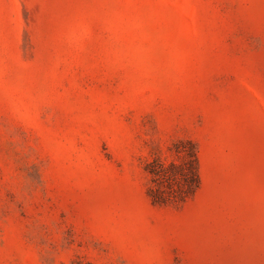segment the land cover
<instances>
[{"label":"rangeland","instance_id":"rangeland-1","mask_svg":"<svg viewBox=\"0 0 264 264\" xmlns=\"http://www.w3.org/2000/svg\"><path fill=\"white\" fill-rule=\"evenodd\" d=\"M0 264H264V0H0Z\"/></svg>","mask_w":264,"mask_h":264},{"label":"trees","instance_id":"trees-1","mask_svg":"<svg viewBox=\"0 0 264 264\" xmlns=\"http://www.w3.org/2000/svg\"><path fill=\"white\" fill-rule=\"evenodd\" d=\"M178 161L166 163L160 158L147 165L149 196L155 205L183 203L201 187L202 177L197 146L190 140L175 145Z\"/></svg>","mask_w":264,"mask_h":264}]
</instances>
